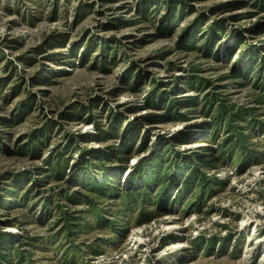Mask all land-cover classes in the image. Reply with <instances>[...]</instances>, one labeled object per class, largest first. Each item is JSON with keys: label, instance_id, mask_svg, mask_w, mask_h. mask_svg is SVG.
I'll return each mask as SVG.
<instances>
[{"label": "rangeland", "instance_id": "obj_1", "mask_svg": "<svg viewBox=\"0 0 264 264\" xmlns=\"http://www.w3.org/2000/svg\"><path fill=\"white\" fill-rule=\"evenodd\" d=\"M0 238L3 264H264V0H0Z\"/></svg>", "mask_w": 264, "mask_h": 264}, {"label": "trees", "instance_id": "obj_2", "mask_svg": "<svg viewBox=\"0 0 264 264\" xmlns=\"http://www.w3.org/2000/svg\"><path fill=\"white\" fill-rule=\"evenodd\" d=\"M251 58H253L252 56H250ZM192 83V82H191ZM199 84V81L198 83ZM212 103H209V112L210 110L212 111L213 107L211 105ZM216 115L213 117V120L215 121L214 125V129H216V126H219V123L224 121L225 122V130L227 131V138H225V144H229L228 147L230 148H236L238 150H242L244 148V143L245 140L247 139V135L243 134V133H238L236 132L235 129H238V126H236L235 124H232V122L236 121V117L234 115L233 112H231L229 109H227V107L222 104L219 103L216 107ZM208 112V109H207ZM247 112V110H246ZM262 128V126H261ZM218 129L217 131H215L213 135L216 136V134L219 133ZM30 138V144H29V151L30 152H36L38 151L39 146H46L47 143L50 142L51 136L44 132H36L34 134H31L29 136ZM222 146V144H221ZM229 148V149H230ZM223 151V150H222ZM167 156H161L158 157L155 160V165L154 167H152V171H153V175H151V177L145 179L144 181V189H149V187L152 184H161V183H167L170 180V176L167 175V173L165 172V169H162L165 163V159ZM68 157H65L64 155H60V154H55V158L54 161L51 165V169H52V176L56 177V178H60L63 176V173L65 171L66 166L68 165ZM187 165V164H186ZM185 167V166H184ZM184 167L180 169V171L182 172L184 170ZM86 173H89V170L86 171ZM141 176V174H140ZM173 179L174 177L171 176ZM196 180H200L201 181V185L204 186V184H206L208 178L203 174L200 173L199 168H197L196 166H190L189 169L187 170V172L185 173V178L183 180V184L185 187H189L192 184L195 183ZM84 186L88 189V190H94L97 189L96 187H99V183L92 177H89V179H87L85 182L83 181ZM17 189V187H15V190ZM30 190H27V192ZM25 192V194H23V196H21V198L24 199L26 198V196L28 195V193ZM72 199V198H71ZM78 200V199H77ZM89 199H87V202ZM141 201L145 202V195H141ZM66 220H72V219H67ZM69 225L71 223H68ZM78 226V224L76 225ZM79 228V227H78ZM1 239L0 238V264H3L4 261L7 260H11L14 259V250L12 249L11 246H4L1 244ZM17 258L19 260H21L22 258H24V255L22 252H15Z\"/></svg>", "mask_w": 264, "mask_h": 264}]
</instances>
